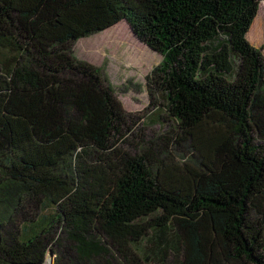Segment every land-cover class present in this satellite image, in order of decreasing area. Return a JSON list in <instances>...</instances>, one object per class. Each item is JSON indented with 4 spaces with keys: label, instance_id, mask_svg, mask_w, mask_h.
<instances>
[{
    "label": "trees",
    "instance_id": "16d2710c",
    "mask_svg": "<svg viewBox=\"0 0 264 264\" xmlns=\"http://www.w3.org/2000/svg\"><path fill=\"white\" fill-rule=\"evenodd\" d=\"M264 0H0V264H264ZM162 56L149 137L81 38Z\"/></svg>",
    "mask_w": 264,
    "mask_h": 264
},
{
    "label": "rangeland",
    "instance_id": "374dc122",
    "mask_svg": "<svg viewBox=\"0 0 264 264\" xmlns=\"http://www.w3.org/2000/svg\"><path fill=\"white\" fill-rule=\"evenodd\" d=\"M260 8L261 34L258 37L255 32L251 33L249 39L255 46L263 48L264 54V1ZM74 51L79 58L101 67L123 108L149 137L171 129V122L164 125L154 122L157 117L165 116L166 109L163 98L157 95L148 79L162 56L142 43L126 22L81 38L75 42ZM47 258L48 264L54 259L49 255Z\"/></svg>",
    "mask_w": 264,
    "mask_h": 264
},
{
    "label": "bare ground",
    "instance_id": "6f19581e",
    "mask_svg": "<svg viewBox=\"0 0 264 264\" xmlns=\"http://www.w3.org/2000/svg\"><path fill=\"white\" fill-rule=\"evenodd\" d=\"M260 10H261V8H260ZM260 10H259V12H258V14H257V16H256V18H255V20H254V22H253V24H252V26H251V28H250V31H249V33H248V37H249V35L251 34V33H254L255 32V34H256V36H260V34H261V31H259L260 29H261V24H260V22L258 21L259 20V15H260ZM259 33V34H258ZM51 258V257H50ZM49 263V261L47 262V264Z\"/></svg>",
    "mask_w": 264,
    "mask_h": 264
},
{
    "label": "water",
    "instance_id": "95a60500",
    "mask_svg": "<svg viewBox=\"0 0 264 264\" xmlns=\"http://www.w3.org/2000/svg\"><path fill=\"white\" fill-rule=\"evenodd\" d=\"M51 256H52V252L49 253V257H51Z\"/></svg>",
    "mask_w": 264,
    "mask_h": 264
}]
</instances>
